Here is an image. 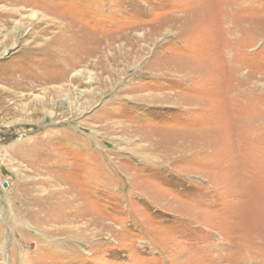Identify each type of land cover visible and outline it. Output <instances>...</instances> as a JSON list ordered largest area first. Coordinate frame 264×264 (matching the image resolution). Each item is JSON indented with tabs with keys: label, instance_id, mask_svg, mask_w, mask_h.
Returning a JSON list of instances; mask_svg holds the SVG:
<instances>
[{
	"label": "rangeland",
	"instance_id": "1",
	"mask_svg": "<svg viewBox=\"0 0 264 264\" xmlns=\"http://www.w3.org/2000/svg\"><path fill=\"white\" fill-rule=\"evenodd\" d=\"M0 264H264V0H0Z\"/></svg>",
	"mask_w": 264,
	"mask_h": 264
},
{
	"label": "bare ground",
	"instance_id": "2",
	"mask_svg": "<svg viewBox=\"0 0 264 264\" xmlns=\"http://www.w3.org/2000/svg\"><path fill=\"white\" fill-rule=\"evenodd\" d=\"M86 55V54H85ZM87 56V55H86ZM77 58V57H76ZM88 59V58H87ZM85 61V59H83V57L82 58H77V59H73V61L71 62V63H69V64H67V66H65L66 67V70H65V73H64V75H66V73H68V72H70V70H72L73 69V67H76V66H78V65H80L81 63H83ZM64 67V66H63ZM74 70V69H73ZM89 73V72H88ZM75 75H79L78 73L77 74H75Z\"/></svg>",
	"mask_w": 264,
	"mask_h": 264
}]
</instances>
